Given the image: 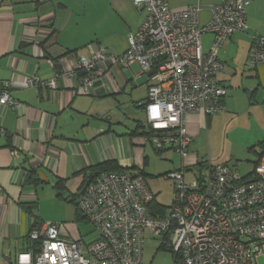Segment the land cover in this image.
<instances>
[{
  "label": "crops",
  "instance_id": "obj_1",
  "mask_svg": "<svg viewBox=\"0 0 264 264\" xmlns=\"http://www.w3.org/2000/svg\"><path fill=\"white\" fill-rule=\"evenodd\" d=\"M245 1L247 29L218 50L223 71L217 81L226 89L220 114H248L257 128V144L264 139V62L251 66L249 56L252 37L264 39V0ZM167 2L174 11L199 4V22L206 25L220 0ZM146 15L133 0H0V84L11 83L18 102L14 109L0 106V264L27 249L31 230L62 225L56 220L64 217L46 212L65 204L74 209L77 231L62 225L63 236L81 239L80 227L89 222L77 217L74 203L58 197L59 180L65 187L62 197L75 199L97 165L115 161L122 170L146 171L145 127L134 116L146 101L147 76L136 65L110 68L111 80L98 81L90 96L76 93L79 79L69 74L58 78L55 89L44 85L56 74L69 72L76 58L88 57L92 44L123 54L128 36ZM212 40L210 33L202 35L204 52ZM31 78L39 83L29 86ZM212 116L188 117L190 153L175 170L183 163L194 170V163L203 158ZM29 173L37 183L27 180Z\"/></svg>",
  "mask_w": 264,
  "mask_h": 264
},
{
  "label": "built area",
  "instance_id": "obj_2",
  "mask_svg": "<svg viewBox=\"0 0 264 264\" xmlns=\"http://www.w3.org/2000/svg\"><path fill=\"white\" fill-rule=\"evenodd\" d=\"M247 3L220 0L210 22L201 25L199 4L174 11L167 0H133L147 15L128 36L123 54L92 44L88 57L76 58L69 72L56 74L44 85L55 89L60 76L75 78L80 72L76 93L90 96L98 81L111 80L110 68L136 65L147 76L145 142L159 153L170 150L184 160L192 144L188 117H209L225 110L226 89L217 81L223 71L218 50L233 34L247 29ZM205 33L213 37L207 52L202 46ZM263 62L264 39L253 36L249 64ZM38 83L36 78L27 81L29 86ZM11 85L0 84V106L14 109L18 102ZM194 168L198 176L194 173L189 181L184 163L165 175L172 181L174 195L163 213L152 208L155 197L140 171L96 176L75 201L80 215L92 225V240L67 239L62 225L48 224L31 230L27 249L13 261L9 257L4 261L53 264L55 257L56 264H144L148 236L172 253L174 264H264V154L246 176L226 163L212 165L203 158Z\"/></svg>",
  "mask_w": 264,
  "mask_h": 264
},
{
  "label": "rangeland",
  "instance_id": "obj_3",
  "mask_svg": "<svg viewBox=\"0 0 264 264\" xmlns=\"http://www.w3.org/2000/svg\"><path fill=\"white\" fill-rule=\"evenodd\" d=\"M136 113L134 118L145 127L144 110L138 109ZM212 119V125L210 124L206 130L207 138L203 159H209L212 165L226 163L237 169L242 176H246L256 161V153L260 151L259 147L255 148L256 153L250 151V148L258 141L255 136L256 126L251 125L249 116L244 111L235 115L214 114ZM146 148L148 164L144 177L155 197V203L167 211L173 200L174 189L172 181L165 175L179 166L181 158L173 152L158 154L149 143ZM194 173L196 174L195 169L187 172L185 179L187 181L194 179ZM196 175L198 176V173ZM53 211L46 213L59 218L64 217L63 221L56 220L57 223H62L67 228L77 229L72 206L65 204L62 209ZM80 229L81 239L84 242L92 240L95 236L92 225L89 223H84ZM142 259L144 264H174L172 253L166 248H161L160 242L149 239L148 236L144 241Z\"/></svg>",
  "mask_w": 264,
  "mask_h": 264
},
{
  "label": "trees",
  "instance_id": "obj_4",
  "mask_svg": "<svg viewBox=\"0 0 264 264\" xmlns=\"http://www.w3.org/2000/svg\"><path fill=\"white\" fill-rule=\"evenodd\" d=\"M83 76V74H81L80 72L79 73H77V77H82ZM141 134L144 136L145 135V129L143 128V131L141 132ZM256 147H259L260 148V150H261V152L260 153H256L255 152V148ZM250 151H253L254 153H256V155H258V159L264 154V139L263 140H261V141H259L255 146H252L251 148H250ZM157 152V151H156ZM158 154H159V152H157ZM256 162V161H255ZM254 162V163H255ZM120 171H123L119 166H118V164L115 162V161H109V162H105V163H103V164H100V165H97V166H95L94 168H93V173L94 174H96V176H99V175H101V174H104V173H109V172H120ZM142 175L144 176V173H142ZM27 180L29 181V182H31V183H33V184H35V183H37V179L34 177V175L32 174V173H29V175H28V177H27ZM55 189L57 190V191H59V194H58V197L59 198H61V199H63L64 201H66V202H71V203H74L75 205H76V203H75V201H76V198H77V196H76V198L75 199H70V198H64V197H62V194H61V192L65 189V187H64V183H63V181L62 180H59L57 183H56V185H55ZM70 199V200H69ZM152 208L153 209H155L157 212H159V213H163V212H165V210H164V208L163 207H161V206H159V205H157L156 203H155V201L152 203ZM77 210V209H76ZM77 217L78 218H81L82 216L80 215V213L78 212V210H77ZM35 227L38 225V222L36 221L35 222ZM26 243L28 244V242L26 241ZM27 247H28V245H27ZM161 248H164V247H162L161 246ZM165 249V248H164Z\"/></svg>",
  "mask_w": 264,
  "mask_h": 264
},
{
  "label": "water",
  "instance_id": "obj_5",
  "mask_svg": "<svg viewBox=\"0 0 264 264\" xmlns=\"http://www.w3.org/2000/svg\"><path fill=\"white\" fill-rule=\"evenodd\" d=\"M96 177V174H90L87 179L85 180V183L82 187V189L80 190L79 194L78 195H81L85 192L87 186L92 182V180Z\"/></svg>",
  "mask_w": 264,
  "mask_h": 264
},
{
  "label": "snow or ice",
  "instance_id": "obj_6",
  "mask_svg": "<svg viewBox=\"0 0 264 264\" xmlns=\"http://www.w3.org/2000/svg\"><path fill=\"white\" fill-rule=\"evenodd\" d=\"M53 247H55V246L53 245ZM52 261H53V264H56V258L55 257L52 258Z\"/></svg>",
  "mask_w": 264,
  "mask_h": 264
},
{
  "label": "clouds",
  "instance_id": "obj_7",
  "mask_svg": "<svg viewBox=\"0 0 264 264\" xmlns=\"http://www.w3.org/2000/svg\"><path fill=\"white\" fill-rule=\"evenodd\" d=\"M23 259H24V260H27V259H28V257H27V256H24V257H23Z\"/></svg>",
  "mask_w": 264,
  "mask_h": 264
}]
</instances>
